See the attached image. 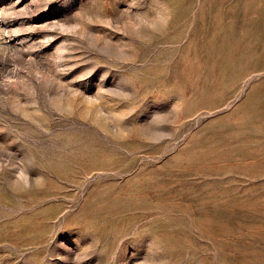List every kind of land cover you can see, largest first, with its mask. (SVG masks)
<instances>
[{"label":"rangeland","instance_id":"1","mask_svg":"<svg viewBox=\"0 0 264 264\" xmlns=\"http://www.w3.org/2000/svg\"><path fill=\"white\" fill-rule=\"evenodd\" d=\"M0 264H264V0H0Z\"/></svg>","mask_w":264,"mask_h":264}]
</instances>
